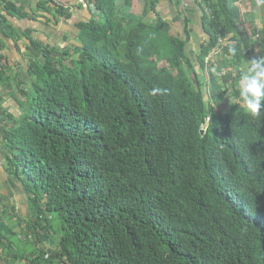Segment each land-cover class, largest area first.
I'll list each match as a JSON object with an SVG mask.
<instances>
[{"label":"trees","instance_id":"1","mask_svg":"<svg viewBox=\"0 0 264 264\" xmlns=\"http://www.w3.org/2000/svg\"><path fill=\"white\" fill-rule=\"evenodd\" d=\"M91 1L100 19L77 25L76 45L35 44L44 61L32 63L28 109L6 136L8 172L29 205L24 226L9 235L24 233L34 244L21 257L27 264H264V109L253 117L235 100L219 112L210 99L237 85L254 54L264 55L256 0L244 10L233 0H200L206 38L189 52L191 21L183 34L172 32L156 0L134 16L130 2ZM38 12L71 17L52 0H40ZM9 16L25 15L0 0V23ZM219 48L222 63L208 61ZM156 88L166 91L152 95ZM4 220L0 214L7 251L14 244L5 241Z\"/></svg>","mask_w":264,"mask_h":264},{"label":"crops","instance_id":"2","mask_svg":"<svg viewBox=\"0 0 264 264\" xmlns=\"http://www.w3.org/2000/svg\"><path fill=\"white\" fill-rule=\"evenodd\" d=\"M14 4L25 16L8 17V21L0 23V48L5 51L6 62L0 63V104L2 113L0 119V214L5 220L2 230L9 235L10 229L17 227L21 219L29 214L26 195L22 192L18 182L9 175L6 156L11 148L7 144V133L13 130L16 123L23 119L28 107V89L31 88L33 78L30 68L34 62H43L44 57L38 52L36 45L42 47L53 46L58 49L72 47L78 43L77 25L99 20L93 1L91 0H52L59 7H63L69 14L67 20L59 15H46L38 12L40 0H4ZM148 0H121L119 5L130 14L141 15ZM156 10L172 26V32L184 33L185 19L191 21L196 33L194 41L206 38L202 30V12L200 0H156ZM235 6L244 10L249 6L248 0H233ZM257 5L261 3L256 0ZM3 14L5 12L3 11ZM29 17H27V15ZM153 14L149 19H153ZM259 23V22H258ZM8 24L11 26L9 29ZM8 34V35H7ZM13 207L20 219H14ZM2 264V262H0Z\"/></svg>","mask_w":264,"mask_h":264},{"label":"rangeland","instance_id":"3","mask_svg":"<svg viewBox=\"0 0 264 264\" xmlns=\"http://www.w3.org/2000/svg\"><path fill=\"white\" fill-rule=\"evenodd\" d=\"M260 3H261V7L258 9V18H256V19L264 22V13H263L264 8L262 6L263 2H260ZM255 12H256V10L254 11V13ZM259 17L262 18V20ZM254 21L255 20H253L251 22L254 23ZM251 22H250L249 25H245V26H242V27L244 29L248 30L249 28H251V25L253 24V23L251 24ZM258 27L261 28V26H258ZM195 43H196V41H194L193 43H190L188 45V52L190 50H194L196 47H199L200 44H195ZM229 43L233 44L234 42L226 41V45H228ZM257 49H258L257 52H259V54H261L263 52L261 46L260 47L258 46ZM221 54H222V49L219 48L217 51L214 50V51L211 52L210 57H208L207 60L208 61L212 60V62H214V63H216L217 61H220L222 63L221 59H223V58L221 57ZM211 56H213V57H211ZM253 58H257V55L254 54L251 59H253ZM246 68H247V65L245 66L244 69H246ZM197 70H198L197 72H198V75H199L200 79L204 82V73L199 68ZM224 71H226V70H224ZM232 71H233L234 74L236 73V70H232ZM224 88H225V92H224V90H222V94L220 92H218V94H219L218 96H217V94L216 95L212 94V98H210L212 103H214V105L217 106V110L219 112L222 111V110H226L228 103H231L232 101L236 100V93H235V91L237 90L236 85H235V87H233V86L227 87L226 86ZM30 91H31V88L28 89V92H30ZM206 97L209 98L207 93H206ZM227 97L229 99H227ZM27 109H28V107L26 108V110ZM27 218H28V216L26 217V220H27ZM30 221L31 220H28L26 222H30ZM49 222L51 223V225L54 228V230L58 232L59 227H60V223H59V221L57 219V216L54 215L53 218L49 219ZM14 231L16 232L18 230L16 229ZM24 237H25L24 233H21V234L18 233L17 235H11V234L10 235H5V238L7 239L5 241L13 243L14 246H13V249L12 248H9V249L7 248V251H3L5 245L2 246V244H0V262H2V264H27L23 260L21 255H25L26 253L30 254L33 251V249H34V244H33L32 241L25 242L23 240ZM59 237H60V233L57 234V237L55 239V243H51V244L49 243L50 249L51 248L55 249L56 245H58ZM2 248H3V250H2ZM15 250L17 251L16 253H18V256L20 255V259H16L14 257L15 255H17V254H15ZM12 255H13V257H12Z\"/></svg>","mask_w":264,"mask_h":264},{"label":"clouds","instance_id":"4","mask_svg":"<svg viewBox=\"0 0 264 264\" xmlns=\"http://www.w3.org/2000/svg\"><path fill=\"white\" fill-rule=\"evenodd\" d=\"M229 53L237 55V48L230 47ZM236 88L238 91L236 103L242 105L249 115L258 116L264 109V55L248 60L246 70L239 75ZM165 91L156 88L151 94H163Z\"/></svg>","mask_w":264,"mask_h":264},{"label":"built area","instance_id":"5","mask_svg":"<svg viewBox=\"0 0 264 264\" xmlns=\"http://www.w3.org/2000/svg\"><path fill=\"white\" fill-rule=\"evenodd\" d=\"M221 44L224 45L226 44V41L225 40H221ZM6 62V54H5V51L0 48V63L3 65L5 64ZM1 113H2V106L0 104V119H1Z\"/></svg>","mask_w":264,"mask_h":264},{"label":"water","instance_id":"6","mask_svg":"<svg viewBox=\"0 0 264 264\" xmlns=\"http://www.w3.org/2000/svg\"><path fill=\"white\" fill-rule=\"evenodd\" d=\"M203 132H205V131H203Z\"/></svg>","mask_w":264,"mask_h":264}]
</instances>
